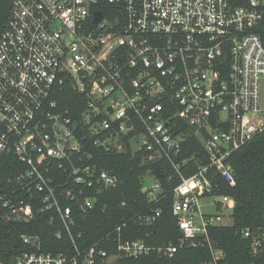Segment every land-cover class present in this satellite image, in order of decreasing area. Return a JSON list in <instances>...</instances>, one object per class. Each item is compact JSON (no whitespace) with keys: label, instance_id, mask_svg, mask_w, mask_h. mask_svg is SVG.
I'll list each match as a JSON object with an SVG mask.
<instances>
[{"label":"built area","instance_id":"2783aa9c","mask_svg":"<svg viewBox=\"0 0 264 264\" xmlns=\"http://www.w3.org/2000/svg\"><path fill=\"white\" fill-rule=\"evenodd\" d=\"M263 10L264 0H13L0 38V158L13 155L24 169L0 194L9 218L31 222L39 193L41 212L73 238L76 217L119 182L83 143L125 152L126 136L134 152L179 175L171 194L181 233L176 243L152 246L124 238V220L102 238L115 236L114 254L98 241L83 251L75 245L72 256L43 252L37 236L22 235L30 250L15 264H119L200 245L211 251L207 264L224 258L210 230L232 222L236 201L221 192L236 185L230 158L264 131ZM66 83L85 97L82 124L56 98ZM193 135L202 148L184 157ZM144 188L154 205L167 196L156 179ZM161 216L152 206L133 218L154 225ZM243 233L264 247V228Z\"/></svg>","mask_w":264,"mask_h":264},{"label":"trees","instance_id":"16d2710c","mask_svg":"<svg viewBox=\"0 0 264 264\" xmlns=\"http://www.w3.org/2000/svg\"><path fill=\"white\" fill-rule=\"evenodd\" d=\"M12 2L13 0H0V38L9 21ZM230 2L234 6H243L248 0H230ZM257 32L264 43V10ZM56 96L60 100L61 107L69 109L75 119L82 124L81 112L86 107L85 97L79 95L67 83L61 89H56ZM121 140L127 142L125 152L117 147L106 150L92 146L88 143V139L83 143L84 149L93 154L99 166L116 175L119 182L112 191H105L100 196L93 210L76 217L77 224L71 229L73 238L61 222L56 220L51 223L49 215L41 212V194H35V200L32 202L35 218L29 223L10 219V210L4 207L0 200V264H15L18 254L30 250L29 245L23 242L22 235L37 236L41 251L55 255L72 256L76 246L83 251L98 241L99 246L106 249L108 255H112L116 252L115 236L112 235L109 240L102 238L115 230L124 220L127 221V227L122 230V236L126 239L145 240L152 246L178 241L181 233L172 214L171 191L179 183V175H175L170 164L166 162L152 164L143 154L134 152L128 143V137L122 136ZM201 148L200 137L193 135L190 141L184 142L186 149L184 157H189L192 151H200ZM230 162L236 185L224 184L221 192L234 197L236 201L231 215L232 222L230 225L222 224L210 230L212 240L225 253L218 264H264V247L254 248L251 239L245 237L243 233L246 229L264 228V131L235 151ZM158 167L163 172L162 177L156 172ZM23 169V164L13 155H4L0 158V194L7 189L8 178ZM170 173L174 174L172 180L169 179ZM146 175L158 180L167 192V196L158 204L154 205L149 201L148 193L143 190L147 185ZM151 205L153 208H162V216L154 225H142L134 220L136 214L147 213ZM58 231L63 233L61 238L56 236ZM212 259L209 247L200 245L183 247L173 257H163L152 252L139 257H121L118 263L207 264Z\"/></svg>","mask_w":264,"mask_h":264},{"label":"water","instance_id":"95a60500","mask_svg":"<svg viewBox=\"0 0 264 264\" xmlns=\"http://www.w3.org/2000/svg\"><path fill=\"white\" fill-rule=\"evenodd\" d=\"M102 18V14L100 12L96 13V17H95V21L99 22V20ZM263 102H264V82H263ZM78 127V122H74V128L76 129ZM124 152V150L122 151ZM156 172L159 176H163L162 172L160 171V169H156ZM144 190L146 191V188H144Z\"/></svg>","mask_w":264,"mask_h":264},{"label":"rangeland","instance_id":"374dc122","mask_svg":"<svg viewBox=\"0 0 264 264\" xmlns=\"http://www.w3.org/2000/svg\"><path fill=\"white\" fill-rule=\"evenodd\" d=\"M145 183H146L148 186H151V185L154 183V179H153V177H151L150 175H146V176H145ZM207 208L211 209L210 206L207 207Z\"/></svg>","mask_w":264,"mask_h":264}]
</instances>
